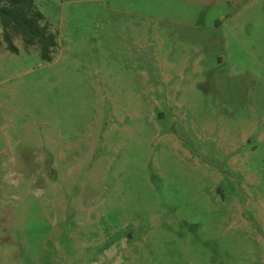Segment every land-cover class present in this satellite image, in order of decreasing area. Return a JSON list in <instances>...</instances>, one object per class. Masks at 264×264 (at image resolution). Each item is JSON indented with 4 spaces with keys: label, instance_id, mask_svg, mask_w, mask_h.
I'll use <instances>...</instances> for the list:
<instances>
[{
    "label": "rangeland",
    "instance_id": "obj_1",
    "mask_svg": "<svg viewBox=\"0 0 264 264\" xmlns=\"http://www.w3.org/2000/svg\"><path fill=\"white\" fill-rule=\"evenodd\" d=\"M0 27V264H264V0H34Z\"/></svg>",
    "mask_w": 264,
    "mask_h": 264
},
{
    "label": "trees",
    "instance_id": "obj_2",
    "mask_svg": "<svg viewBox=\"0 0 264 264\" xmlns=\"http://www.w3.org/2000/svg\"><path fill=\"white\" fill-rule=\"evenodd\" d=\"M0 27L9 52L17 54L13 37L18 36L26 48L38 47L41 61H52L58 48V34L51 30L34 0H0Z\"/></svg>",
    "mask_w": 264,
    "mask_h": 264
}]
</instances>
